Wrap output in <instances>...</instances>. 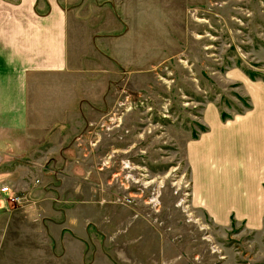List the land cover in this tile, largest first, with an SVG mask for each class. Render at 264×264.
<instances>
[{"label": "rangeland", "instance_id": "rangeland-1", "mask_svg": "<svg viewBox=\"0 0 264 264\" xmlns=\"http://www.w3.org/2000/svg\"><path fill=\"white\" fill-rule=\"evenodd\" d=\"M59 1L86 46L84 153L0 155V188L47 202L12 211L0 193V264H264V228L192 203L185 155L208 104L242 113L264 81V0Z\"/></svg>", "mask_w": 264, "mask_h": 264}, {"label": "crops", "instance_id": "crops-1", "mask_svg": "<svg viewBox=\"0 0 264 264\" xmlns=\"http://www.w3.org/2000/svg\"><path fill=\"white\" fill-rule=\"evenodd\" d=\"M74 17L59 0H0L2 157L33 155L48 140L47 153L56 152L66 163L71 162L67 158L70 152L83 155L82 148L72 140L88 121V102L83 96L88 91L72 83L82 76L86 46L79 27L71 24ZM248 87L250 108L242 113L221 119L212 104L204 108L207 129L186 143L185 155L190 168L191 201L196 208L218 226L230 227L234 221L246 230L261 231L264 81ZM99 113L94 109V114ZM94 114L89 120H95ZM18 167L35 170L32 165ZM24 197L18 205L11 203L12 211L30 207L39 212L47 204L42 198L37 201Z\"/></svg>", "mask_w": 264, "mask_h": 264}, {"label": "built area", "instance_id": "built-area-1", "mask_svg": "<svg viewBox=\"0 0 264 264\" xmlns=\"http://www.w3.org/2000/svg\"><path fill=\"white\" fill-rule=\"evenodd\" d=\"M0 193L6 194L7 198H8V202H10L12 204L18 205L23 200H25L23 196L17 195L16 192L14 190H12L11 187H8L6 185H4L0 188Z\"/></svg>", "mask_w": 264, "mask_h": 264}, {"label": "bare ground", "instance_id": "bare-ground-1", "mask_svg": "<svg viewBox=\"0 0 264 264\" xmlns=\"http://www.w3.org/2000/svg\"><path fill=\"white\" fill-rule=\"evenodd\" d=\"M115 119V118H114ZM124 167H126V168H130V166H129V164H126V165H124ZM132 168V167H131ZM148 185V184H147ZM158 187V186H157ZM160 187V186H159ZM152 201H154V199L152 200ZM188 214V213H187ZM189 215V214H188ZM189 220H193V219H189Z\"/></svg>", "mask_w": 264, "mask_h": 264}, {"label": "trees", "instance_id": "trees-1", "mask_svg": "<svg viewBox=\"0 0 264 264\" xmlns=\"http://www.w3.org/2000/svg\"><path fill=\"white\" fill-rule=\"evenodd\" d=\"M228 116L226 114H222V118L225 119L227 118Z\"/></svg>", "mask_w": 264, "mask_h": 264}]
</instances>
